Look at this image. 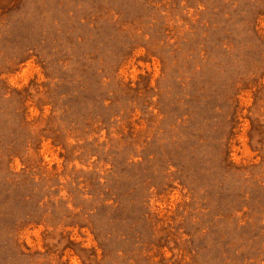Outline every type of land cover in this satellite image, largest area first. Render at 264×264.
Here are the masks:
<instances>
[{
  "label": "rangeland",
  "instance_id": "rangeland-1",
  "mask_svg": "<svg viewBox=\"0 0 264 264\" xmlns=\"http://www.w3.org/2000/svg\"><path fill=\"white\" fill-rule=\"evenodd\" d=\"M0 264H264V0H0Z\"/></svg>",
  "mask_w": 264,
  "mask_h": 264
}]
</instances>
